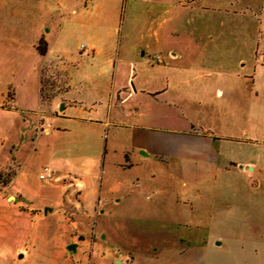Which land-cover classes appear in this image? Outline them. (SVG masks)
Masks as SVG:
<instances>
[{"label":"rangeland","instance_id":"rangeland-1","mask_svg":"<svg viewBox=\"0 0 264 264\" xmlns=\"http://www.w3.org/2000/svg\"><path fill=\"white\" fill-rule=\"evenodd\" d=\"M61 57L102 95L137 62L199 129L245 141L124 170L98 126L47 135ZM0 264H264V0H0Z\"/></svg>","mask_w":264,"mask_h":264},{"label":"crops","instance_id":"crops-1","mask_svg":"<svg viewBox=\"0 0 264 264\" xmlns=\"http://www.w3.org/2000/svg\"><path fill=\"white\" fill-rule=\"evenodd\" d=\"M80 57L93 62L98 57L95 44L85 47ZM141 57H145V53ZM61 60L64 77L60 78L57 89L55 86L51 90L50 106L55 115L48 118L49 129L45 134L70 132V125L75 122L98 126L103 130L105 154L111 145L115 151L124 153L126 163L118 165L124 170L127 165L131 169L137 162H147L148 157L218 163L221 153L217 141H245L199 129V124L187 114L185 100L171 94L169 82L154 86L137 81V62H130L129 69H122L126 72L123 81L116 72L115 63L113 71L108 73L109 83L102 95L99 86H87L90 76L82 78L72 71L64 57ZM216 93L220 96L224 91L217 89ZM248 168L254 169L252 165L245 169Z\"/></svg>","mask_w":264,"mask_h":264},{"label":"built area","instance_id":"built-area-1","mask_svg":"<svg viewBox=\"0 0 264 264\" xmlns=\"http://www.w3.org/2000/svg\"><path fill=\"white\" fill-rule=\"evenodd\" d=\"M53 176V171L50 167H45L44 173L41 174L40 178L43 180H48Z\"/></svg>","mask_w":264,"mask_h":264},{"label":"trees","instance_id":"trees-1","mask_svg":"<svg viewBox=\"0 0 264 264\" xmlns=\"http://www.w3.org/2000/svg\"><path fill=\"white\" fill-rule=\"evenodd\" d=\"M39 52H40V54L43 55V56H45V55L47 54V50H39ZM12 180H13V179H11V180L9 181V183L12 182Z\"/></svg>","mask_w":264,"mask_h":264}]
</instances>
